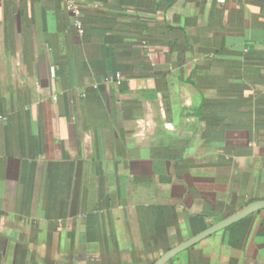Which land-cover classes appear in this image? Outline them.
Wrapping results in <instances>:
<instances>
[{
  "label": "crops",
  "instance_id": "obj_1",
  "mask_svg": "<svg viewBox=\"0 0 264 264\" xmlns=\"http://www.w3.org/2000/svg\"><path fill=\"white\" fill-rule=\"evenodd\" d=\"M257 200L264 0H0V264H154ZM165 264H264V209Z\"/></svg>",
  "mask_w": 264,
  "mask_h": 264
},
{
  "label": "water",
  "instance_id": "obj_2",
  "mask_svg": "<svg viewBox=\"0 0 264 264\" xmlns=\"http://www.w3.org/2000/svg\"><path fill=\"white\" fill-rule=\"evenodd\" d=\"M264 209V200H257L254 202L249 203L246 205L243 209L240 211L227 216L226 218L220 220L217 223H214L212 226L208 227L207 229L203 230L199 234L191 237L185 242H182L181 244L175 246L174 248L167 251L165 254H163L154 264H165L167 261H169L171 258L176 256L178 253L183 251L184 249L200 242L205 237L227 227L232 225L235 222H238L239 220L249 216L250 214L257 212L259 210Z\"/></svg>",
  "mask_w": 264,
  "mask_h": 264
},
{
  "label": "built area",
  "instance_id": "obj_3",
  "mask_svg": "<svg viewBox=\"0 0 264 264\" xmlns=\"http://www.w3.org/2000/svg\"><path fill=\"white\" fill-rule=\"evenodd\" d=\"M67 9L73 13V15L75 16V25L78 27L79 32H83V24H82V20H81V9L80 7L73 1H70L67 5ZM117 78H120V74H117L116 76Z\"/></svg>",
  "mask_w": 264,
  "mask_h": 264
}]
</instances>
